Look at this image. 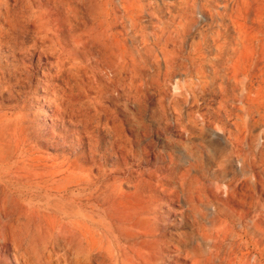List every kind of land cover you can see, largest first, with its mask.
Masks as SVG:
<instances>
[{"label": "rangeland", "instance_id": "1", "mask_svg": "<svg viewBox=\"0 0 264 264\" xmlns=\"http://www.w3.org/2000/svg\"><path fill=\"white\" fill-rule=\"evenodd\" d=\"M0 264H264V0H0Z\"/></svg>", "mask_w": 264, "mask_h": 264}, {"label": "bare ground", "instance_id": "2", "mask_svg": "<svg viewBox=\"0 0 264 264\" xmlns=\"http://www.w3.org/2000/svg\"><path fill=\"white\" fill-rule=\"evenodd\" d=\"M79 1V0H78ZM70 3V2H69ZM73 3V2H72ZM58 26V25H57ZM60 27V26H59ZM71 27V26H70ZM112 28V27H111ZM6 30V29H5ZM106 31V30H105ZM105 38V37H104ZM27 39V38H26ZM29 39V38H28ZM222 62V61H221ZM34 70V69H33ZM212 70V69H211ZM35 71V70H34ZM230 72V71H229ZM232 72V71H231ZM220 73V72H219ZM217 74V73H216ZM223 110V109H222ZM226 110V109H225ZM249 110V109H248ZM52 111V110H51ZM249 117V116H248ZM99 120V119H98ZM196 120V119H195ZM197 121H198V119H197ZM233 121V120H232ZM236 122V121H235ZM248 122V121H247ZM237 124V123H236ZM239 124V123H238ZM242 126V125H241ZM252 136V135H251ZM81 205V204H80ZM216 209V208H215ZM193 220L195 221V222H198V221H200V219H198V218H196L195 216L193 217ZM217 224H218V222H217ZM198 227V226H197ZM196 230V229H195ZM159 236V235H158ZM215 236V235H214ZM213 236V237H214ZM146 237V236H145ZM151 237V236H150ZM149 237V238H150ZM217 238V237H216ZM154 239H156V238H154ZM214 240H215V238H214ZM213 241V240H212ZM182 242V241H181ZM221 243V242H220ZM120 244V243H119ZM121 245V244H120ZM211 246V245H210ZM222 246V245H221ZM219 249V248H218ZM176 250H178V251H180V249H176ZM217 250V249H216ZM190 251V250H189ZM215 251V250H214ZM213 251V252H214ZM211 254H212V252H211ZM196 257V256H195ZM194 257V258H195Z\"/></svg>", "mask_w": 264, "mask_h": 264}]
</instances>
